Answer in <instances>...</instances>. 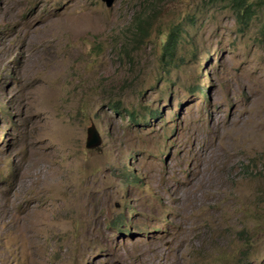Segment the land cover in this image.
<instances>
[{"label":"rangeland","instance_id":"374dc122","mask_svg":"<svg viewBox=\"0 0 264 264\" xmlns=\"http://www.w3.org/2000/svg\"><path fill=\"white\" fill-rule=\"evenodd\" d=\"M0 264H264V4L0 0Z\"/></svg>","mask_w":264,"mask_h":264},{"label":"trees","instance_id":"16d2710c","mask_svg":"<svg viewBox=\"0 0 264 264\" xmlns=\"http://www.w3.org/2000/svg\"><path fill=\"white\" fill-rule=\"evenodd\" d=\"M231 9L235 12L237 18L240 22L244 25H248L250 21L255 17L256 13L260 6L264 4V0H227ZM137 25V32L140 36H146L147 27L145 23H147L143 18H138L136 21ZM181 29L180 26L176 25L173 26L171 30H169L168 35L163 43L162 46V57L166 58V61L172 59L174 57L175 51L177 49V45L180 39ZM153 118H158L159 112L153 111L151 112ZM130 120L136 121L138 115L132 111L130 112L129 116Z\"/></svg>","mask_w":264,"mask_h":264},{"label":"water","instance_id":"95a60500","mask_svg":"<svg viewBox=\"0 0 264 264\" xmlns=\"http://www.w3.org/2000/svg\"><path fill=\"white\" fill-rule=\"evenodd\" d=\"M102 1H104L108 7H110L113 4V2H114V0H102ZM97 140H98L97 131L95 130L94 126H91L89 128V130H88V142H87V146L88 147L92 146L93 143L95 141H97Z\"/></svg>","mask_w":264,"mask_h":264}]
</instances>
